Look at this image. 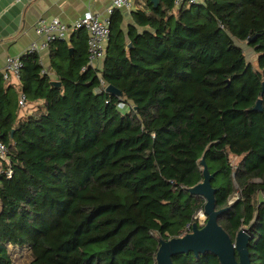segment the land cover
Masks as SVG:
<instances>
[{"label":"trees","instance_id":"obj_1","mask_svg":"<svg viewBox=\"0 0 264 264\" xmlns=\"http://www.w3.org/2000/svg\"><path fill=\"white\" fill-rule=\"evenodd\" d=\"M160 1L143 0L127 29L115 11L95 67L80 31L49 45L51 74L40 55L23 57L17 82L0 74L13 169L0 175V264H13L9 246L30 248V264H157L161 241L204 211L189 192L203 158L216 210L230 208L219 225L233 241L247 229L251 264H264V0ZM173 262L220 264L210 253Z\"/></svg>","mask_w":264,"mask_h":264},{"label":"crops","instance_id":"obj_2","mask_svg":"<svg viewBox=\"0 0 264 264\" xmlns=\"http://www.w3.org/2000/svg\"><path fill=\"white\" fill-rule=\"evenodd\" d=\"M112 1L0 0V74L3 73L9 57L22 55L33 42L40 41L35 34L39 20L51 21L57 18L64 23L72 24L89 13H97L106 20L107 10L112 5ZM135 6L130 12L124 11V29L133 24L132 12L145 8L143 0H135ZM40 60L44 70L51 74L50 52L43 51Z\"/></svg>","mask_w":264,"mask_h":264},{"label":"water","instance_id":"obj_3","mask_svg":"<svg viewBox=\"0 0 264 264\" xmlns=\"http://www.w3.org/2000/svg\"><path fill=\"white\" fill-rule=\"evenodd\" d=\"M154 9L162 5L160 0H150ZM251 39L249 42L251 43ZM55 85L60 83L54 82ZM107 91L121 95L113 86H108ZM264 94V82H263ZM263 101L260 99L254 110L263 112ZM203 168V181L191 188L189 192L194 196H201L206 200L204 213L207 216L206 224L199 227L197 223L192 224L190 233L183 237L174 238L169 241H161L160 248L156 256L157 264H174L173 258L181 255L193 253L195 257L207 253L215 255L220 264H251L249 258L250 236L247 229H241L236 235L235 241L219 225V218L227 213L230 208L216 210L215 194L217 190L212 186L214 174H211L205 158L201 161ZM238 255L239 259H237Z\"/></svg>","mask_w":264,"mask_h":264},{"label":"built area","instance_id":"obj_4","mask_svg":"<svg viewBox=\"0 0 264 264\" xmlns=\"http://www.w3.org/2000/svg\"><path fill=\"white\" fill-rule=\"evenodd\" d=\"M203 0H175L176 8L182 4L188 3L198 5ZM135 0H113L112 5L108 8V18L103 20L97 13H89L72 24L62 22L60 19H52L47 21L41 19L35 27V34L40 39L38 42H33L28 49L18 56L9 57L6 67L2 73L6 81H19L24 68L23 57L26 55H40L43 51L48 50L49 45L55 41H69L70 37L80 31L88 33V53L89 64L95 67L99 61H102L106 53V43L110 38V18L116 10L130 12L135 9ZM19 104L22 108H26L27 98L25 95L20 96ZM9 151L7 146L0 140V175L7 178H12L13 169L9 160ZM264 199V196H263ZM207 216L204 211L199 213L194 218V223L200 227L206 224ZM193 224V223H192ZM192 224L188 226L187 231L190 232Z\"/></svg>","mask_w":264,"mask_h":264},{"label":"rangeland","instance_id":"obj_5","mask_svg":"<svg viewBox=\"0 0 264 264\" xmlns=\"http://www.w3.org/2000/svg\"><path fill=\"white\" fill-rule=\"evenodd\" d=\"M238 44L244 50L247 61L253 66L257 67L258 55L255 53V51L246 42L245 43L239 42ZM26 110H27V107L23 109V112L25 113ZM239 160L240 159H233L232 160L233 165H237ZM237 198H238V195L234 196L231 202H234ZM9 250L12 255L13 264H30L32 260L30 248H28L27 246H23V247L9 246Z\"/></svg>","mask_w":264,"mask_h":264}]
</instances>
